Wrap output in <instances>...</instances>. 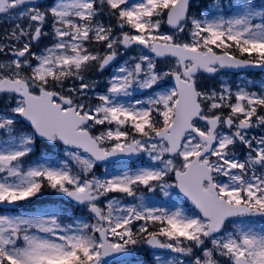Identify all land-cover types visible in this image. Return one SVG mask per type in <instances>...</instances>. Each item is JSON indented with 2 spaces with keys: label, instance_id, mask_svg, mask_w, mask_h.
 <instances>
[{
  "label": "snow or ice",
  "instance_id": "6c2138e0",
  "mask_svg": "<svg viewBox=\"0 0 264 264\" xmlns=\"http://www.w3.org/2000/svg\"><path fill=\"white\" fill-rule=\"evenodd\" d=\"M253 68L264 0H0V264H264Z\"/></svg>",
  "mask_w": 264,
  "mask_h": 264
},
{
  "label": "rangeland",
  "instance_id": "374dc122",
  "mask_svg": "<svg viewBox=\"0 0 264 264\" xmlns=\"http://www.w3.org/2000/svg\"><path fill=\"white\" fill-rule=\"evenodd\" d=\"M230 78H232V77H230ZM238 78H239V79H245V78H247V77H246L245 75H239ZM145 159H146V158H145ZM158 199H161V200H162V199H164V198H163V197H160V198H158ZM129 202H132V201L129 200Z\"/></svg>",
  "mask_w": 264,
  "mask_h": 264
}]
</instances>
